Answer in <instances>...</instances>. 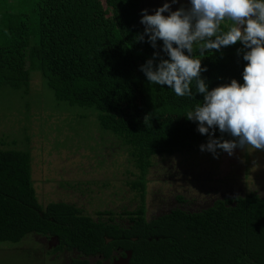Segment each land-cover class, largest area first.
<instances>
[{"label": "trees", "instance_id": "16d2710c", "mask_svg": "<svg viewBox=\"0 0 264 264\" xmlns=\"http://www.w3.org/2000/svg\"><path fill=\"white\" fill-rule=\"evenodd\" d=\"M22 1L36 14L38 41L31 43L28 12L0 14V85L29 87V67L36 66L57 102L94 111L101 129L127 149L136 167L139 197L135 228L126 236V248L132 251L129 264H264V197L253 191L201 212L177 210L151 222L144 217L153 158L199 150L209 136L185 117L203 103V95L195 94V82L192 97H179L167 85L151 84L141 71L156 52L154 63L169 59L163 41L157 40L153 48L147 35L139 39L145 31L139 22L142 0ZM246 51L237 42L200 56L194 46L209 91L233 79L244 83ZM222 134L217 127L213 138ZM5 146L0 139V243L17 244L30 235L57 237L54 252L78 253L71 264H88L91 256L108 258L113 248L104 237H113L112 232H101L72 205L42 206L30 153Z\"/></svg>", "mask_w": 264, "mask_h": 264}, {"label": "rangeland", "instance_id": "374dc122", "mask_svg": "<svg viewBox=\"0 0 264 264\" xmlns=\"http://www.w3.org/2000/svg\"><path fill=\"white\" fill-rule=\"evenodd\" d=\"M148 1L159 8L166 3L147 0V4ZM180 4L190 5V0H177V5ZM30 8L25 7L22 0H0V14L28 12L31 43L35 45L38 41L36 14H31ZM148 14H155V11H148ZM29 73V87L16 89L0 85V139L5 142L6 149L30 153L33 184L42 206L57 198L74 199L76 190L65 187L62 177L68 184L81 185L83 182L79 178L84 176L83 172L96 170L98 175L91 177L94 173H89L87 178L98 180L99 185L105 179L102 177L104 171L115 184L118 168L121 172L124 167H130L136 175L127 149L113 134L101 129L96 120L98 114L57 102L36 66L29 67ZM220 139L235 138L223 133ZM217 154L218 158L199 149L154 157L153 168L146 180L150 191L147 214H153L158 203L173 202L174 194L179 191L184 192L189 202L195 205L211 204L216 198L241 189L242 193L255 191L264 196V151L246 146L237 147L231 156L220 149H217ZM121 173L119 177L123 179ZM70 178L73 181H69ZM96 188L104 190L102 186ZM156 191L161 193L158 203L153 197ZM95 201L103 202V198ZM48 243L49 239L36 235H30L17 244L0 243V264H64V255L54 259L53 254L47 252Z\"/></svg>", "mask_w": 264, "mask_h": 264}, {"label": "clouds", "instance_id": "9594fccd", "mask_svg": "<svg viewBox=\"0 0 264 264\" xmlns=\"http://www.w3.org/2000/svg\"><path fill=\"white\" fill-rule=\"evenodd\" d=\"M174 3L177 0L164 3L151 15L143 10L141 23L145 31L139 39L147 35L153 48L157 40L163 41L162 51L169 59L161 57L154 63L159 56L156 52L141 71L151 84L167 85L179 97H192L195 82V94L203 95V103H197L185 117L198 122V132L209 136L207 144L200 146L201 151L217 158V149L230 156L237 147L264 151V0H190L189 8L171 11ZM237 42L249 49L243 55L247 61L244 83L233 79L209 91L201 78L206 69L193 55L194 45L204 56L205 52ZM217 127L235 139L213 138Z\"/></svg>", "mask_w": 264, "mask_h": 264}, {"label": "flooded vegetation", "instance_id": "af4514ba", "mask_svg": "<svg viewBox=\"0 0 264 264\" xmlns=\"http://www.w3.org/2000/svg\"><path fill=\"white\" fill-rule=\"evenodd\" d=\"M170 3V0H162ZM181 5V6H180ZM177 5V3L171 4V11H176L180 7H184L185 9L189 8V4H180ZM163 5H160L162 7ZM159 8V6H154L151 3L147 4V0L140 1L139 4V22L140 21V15H142V12L144 9H147L148 11L154 12ZM154 164H152L153 166ZM149 167V171L153 167ZM136 168V167H134ZM118 168L117 170V182L115 184V181L113 182L106 171L103 172L105 175V179L102 180V182L98 185V180H95L94 178L88 179L87 176L89 173H94V175H91V177L98 175L96 174V170H87L83 172V177L79 178L81 179V182H83L81 185H75V184H68L65 177H62L63 181L65 182V187L75 189L76 192L74 193V199L73 200H61L60 198H57L56 200H52L51 203H63L67 205H72L76 210L79 211V214L86 218H90L96 225L99 226L101 232H112L113 237L105 236V242L106 245L113 248L112 254L106 258L104 256H91L87 257L86 261L88 264H120L121 258H126V252L131 251L129 248H126L128 246V239L126 236H128L135 228V221L137 220V209L139 205V197H137V192L135 191V171H130V167H124L121 172ZM133 169V167H132ZM148 171V173H149ZM74 173H77L74 172ZM120 173L122 174L121 179ZM132 177V178H127ZM148 176V175H147ZM75 178V177H73ZM73 178H70L69 181H73ZM75 180V179H74ZM78 180V181H79ZM111 180V181H110ZM122 182V183H120ZM89 183H93V185L98 186H89ZM104 189L103 191L99 190L96 187H100ZM59 187V186H57ZM61 187V185H60ZM84 187V188H83ZM161 190V189H159ZM158 190V191H159ZM241 191L233 192L232 194H228V196H220L216 198L211 204L208 202L207 204H191L189 200L185 197L184 192H176L173 196V202L172 200L166 203H158L159 202V193L156 191L153 194V197L157 198V205L155 212L153 214L149 215L147 214L148 209V194L150 193L148 184L146 182L145 184V213L144 217L148 222H151L159 217H162L164 215L171 214L174 211L180 210L187 213L191 212H201L206 209L212 208L216 202L223 201L226 199L234 200L238 197L245 196L246 193H242ZM105 192V193H104ZM250 192V191H249ZM255 192V191H253ZM98 196H96V194ZM104 193V197L103 194ZM248 193V192H247ZM257 193V192H255ZM102 194V196H101ZM234 194V196H233ZM100 197L103 198V202L95 201L98 200ZM152 197V194H151ZM264 197V196H263ZM79 200L82 202L79 203ZM161 202V201H160ZM49 203V204H51ZM49 204L45 205L48 206ZM209 204V205H208ZM96 207V209L94 208ZM120 232L123 233L120 237ZM37 236V235H36ZM119 236V238H116ZM43 237V236H41ZM46 238V237H45ZM53 238V237H52ZM52 238L49 239V243L47 244V252L49 254H53L54 259L60 258V255H64L65 262L64 264H71V261L75 258H77L78 253L75 250H65L63 252H54L55 249L58 247V245H55L54 247H51ZM131 242L135 241V238L130 237ZM132 253V251H131ZM132 256V254H131ZM131 259V257H130ZM130 259L128 261V264L130 263Z\"/></svg>", "mask_w": 264, "mask_h": 264}, {"label": "water", "instance_id": "95a60500", "mask_svg": "<svg viewBox=\"0 0 264 264\" xmlns=\"http://www.w3.org/2000/svg\"><path fill=\"white\" fill-rule=\"evenodd\" d=\"M51 240L53 242V243H51V247H54L55 245L59 244L57 237H53ZM131 254H132L131 251H127L126 252V258L125 259L121 258L120 264H128V261L131 257Z\"/></svg>", "mask_w": 264, "mask_h": 264}]
</instances>
